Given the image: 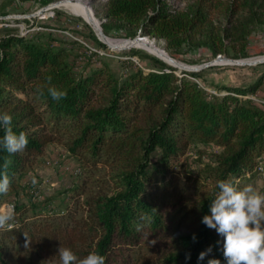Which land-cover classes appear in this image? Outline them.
Returning a JSON list of instances; mask_svg holds the SVG:
<instances>
[{"label": "trees", "instance_id": "trees-1", "mask_svg": "<svg viewBox=\"0 0 264 264\" xmlns=\"http://www.w3.org/2000/svg\"><path fill=\"white\" fill-rule=\"evenodd\" d=\"M106 8L105 33L115 28L126 37L161 38L171 51L202 44L213 56L228 55L232 43V58L246 56L251 27L264 24V0H107ZM215 9L227 20L218 30L212 24ZM239 13L246 20L232 22ZM68 43L52 31L22 35L0 27V113L11 115L12 130L28 138L21 153L0 149V172L5 158L11 160L10 189L0 194V202L53 142L61 143L82 169L81 181L71 189L74 200L89 182L97 190L59 218L35 217L13 205L12 224L0 229V264H10L12 249L26 248L33 249L38 264H59L60 246L78 258L96 252L105 264H226L223 236L202 217L210 214L218 180L239 181L242 188L264 161V106L247 96L261 77L248 87L208 97L195 81L150 55L157 68L148 72L116 76L106 62L76 71ZM49 76L51 86L67 91L65 99L57 102L47 94ZM193 143L219 151L195 175L185 174L188 190L178 193L171 167L180 165ZM123 247L143 252L131 262Z\"/></svg>", "mask_w": 264, "mask_h": 264}, {"label": "rangeland", "instance_id": "rangeland-1", "mask_svg": "<svg viewBox=\"0 0 264 264\" xmlns=\"http://www.w3.org/2000/svg\"><path fill=\"white\" fill-rule=\"evenodd\" d=\"M75 0H49L47 4H42V0L23 2L21 0H0V27L14 29L19 34L35 31H52L68 40L66 46L71 49L74 56V69L80 71L85 67L99 66L106 62L116 76H121L131 70L141 69L145 72L157 68V65L148 55L160 60L169 62L168 56L174 58L183 67L172 65L174 72L178 76H185L195 81L208 97L223 96L227 93L225 88L248 87L261 77V84L257 90L247 96L255 102L261 103L264 100V60L256 63L238 64L232 62L255 61L264 58V24L256 22L251 27L247 35L246 56L232 58L236 53L235 47L229 43L228 55H212L211 51L202 44L184 45L176 51L167 49L165 40L156 37L144 36L140 41H130L135 37H126L123 30L109 28L105 33L102 24L106 23V1L90 0V13L101 25L106 38H102L110 44V47L98 39L94 29L98 33L96 24L86 18L81 7L74 6ZM82 1V0H81ZM57 2L55 6H50ZM184 1L180 2L183 7ZM42 10V11H40ZM244 14L234 15L232 22L244 19ZM227 20L222 16L219 9L212 13V24L218 30L226 25ZM94 28V29H93ZM94 37L97 39L95 40ZM99 37L100 34H99ZM145 39V42L143 39ZM129 40V41H128ZM101 42L104 46L100 45ZM113 44V45H112ZM129 44L132 46L127 47ZM149 48H153V51ZM157 52L163 53L160 55ZM173 55V56H172ZM164 62V61H163ZM166 63V62H165ZM210 63V64H208ZM168 64V63H166ZM205 64H208L204 66ZM169 65V64H168ZM171 66V65H170ZM201 67L197 70L191 68ZM199 72L198 77H192L189 72ZM219 148L214 145L193 143L182 157L180 165L172 166L175 174L173 184L180 193L181 190H188L187 176H193L202 167L203 162H210ZM262 169H259L258 166ZM257 172L249 182L260 194L264 195V161L259 160ZM187 174V176L185 175ZM35 177L37 183L32 184ZM83 177L81 167L76 160L69 155L67 150L59 142L47 145L44 151L37 155L31 166L27 167L22 176L17 177V186L1 202L0 208H6L7 204L24 206L27 214L38 216H53L59 218L66 214L71 207H77V200L82 201L85 194L94 192L96 187H92L89 182L80 191L76 200L72 197L71 189L79 184ZM35 206L34 209L30 206ZM79 209L76 215H80ZM12 224V221L10 222ZM124 257L131 262L135 260L142 249L119 248ZM10 264H38L35 252L32 248L11 250L8 254Z\"/></svg>", "mask_w": 264, "mask_h": 264}, {"label": "clouds", "instance_id": "clouds-1", "mask_svg": "<svg viewBox=\"0 0 264 264\" xmlns=\"http://www.w3.org/2000/svg\"><path fill=\"white\" fill-rule=\"evenodd\" d=\"M2 58V52H0ZM52 77H47L49 85L47 94L59 102L67 97L66 90L51 86ZM40 95L43 88L38 89ZM0 128L3 136L0 137V149L10 155L23 152L28 144L24 132L15 133L12 130V117L7 113H0ZM11 160L5 158L3 171L0 172V194L6 195L10 189V179L7 169ZM37 180L32 178L35 186ZM239 181L218 180L214 199L209 205L210 214L202 217V223L215 229L218 235L223 236V256L226 264H264V195L260 194L251 184L238 188ZM15 215L14 206L0 208V229L10 227ZM141 219H145L142 215ZM140 230L141 225H137ZM195 239V237H193ZM59 264H105V257L96 252H90L83 258L68 247H59ZM204 253L199 258H203ZM220 264L219 260H215Z\"/></svg>", "mask_w": 264, "mask_h": 264}, {"label": "water", "instance_id": "water-1", "mask_svg": "<svg viewBox=\"0 0 264 264\" xmlns=\"http://www.w3.org/2000/svg\"><path fill=\"white\" fill-rule=\"evenodd\" d=\"M57 4V2H54L53 4H51L50 6L52 7V6H55ZM40 11H42V10H40ZM97 28H98V30H99V32L97 33L96 32V30L94 29V31H95V33H96V35L98 36V39L99 40H101L102 42H104V43H106L109 47H110V44H108L107 42H105L102 38H106V35L103 33V31H102V28H101V25H97ZM99 34H100V36L101 37H99ZM142 37H144V36H142V35H139V36H137V37H135L133 40H130L131 42L132 41H140L141 40V38ZM129 41V40H128ZM132 45L131 44H129L127 47H124V48H129V47H131ZM161 59V58H160ZM168 60H169V62H167V61H165V60H163L164 62H166V63H168L169 65H177V66H180V67H183L179 62H177L174 58H172V57H170V56H168ZM264 60V58H262V59H260V60H255V61H239V60H233L232 62H234V63H238V64H247V63H256V62H260V61H263ZM208 64H210V63H208ZM208 64H205L204 66H206V65H208ZM201 67H203V66H200V67H196V68H191V70H197V69H200Z\"/></svg>", "mask_w": 264, "mask_h": 264}, {"label": "bare ground", "instance_id": "bare-ground-1", "mask_svg": "<svg viewBox=\"0 0 264 264\" xmlns=\"http://www.w3.org/2000/svg\"><path fill=\"white\" fill-rule=\"evenodd\" d=\"M89 1L90 0H82V1L81 0H75L74 1V6L81 7L80 8L81 9L80 11H82L83 15L86 18H88L90 20H93V18L91 16V13H90V6H88L89 5V3H88ZM92 23L97 25V22L95 20H93ZM143 41L145 42V38L143 39ZM149 49H151L153 51H156L153 48H149ZM157 53H159L160 55H163V53H161V52H157Z\"/></svg>", "mask_w": 264, "mask_h": 264}, {"label": "built area", "instance_id": "built-area-1", "mask_svg": "<svg viewBox=\"0 0 264 264\" xmlns=\"http://www.w3.org/2000/svg\"><path fill=\"white\" fill-rule=\"evenodd\" d=\"M261 104L264 106V100L261 101ZM258 168L262 169V167L260 165L258 166ZM10 205L13 206V204H7L6 208L9 207Z\"/></svg>", "mask_w": 264, "mask_h": 264}]
</instances>
